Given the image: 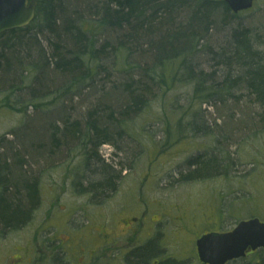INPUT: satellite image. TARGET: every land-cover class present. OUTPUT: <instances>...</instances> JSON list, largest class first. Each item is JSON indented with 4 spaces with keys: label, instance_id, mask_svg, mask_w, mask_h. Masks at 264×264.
Masks as SVG:
<instances>
[{
    "label": "rangeland",
    "instance_id": "rangeland-1",
    "mask_svg": "<svg viewBox=\"0 0 264 264\" xmlns=\"http://www.w3.org/2000/svg\"><path fill=\"white\" fill-rule=\"evenodd\" d=\"M183 15L187 16L184 12ZM236 15L234 18H217V22L233 23L230 28L238 23L251 24L264 53V0H256L251 8ZM140 27L145 29L143 24ZM230 28L224 26L218 32L213 31L212 36L191 55L204 57L211 56L212 51L218 53L216 51L229 39ZM224 30L222 34L220 31ZM106 39L116 46L112 37ZM111 45L106 49L110 51ZM133 45L130 54L133 53L128 57V62H132L130 66L118 57L116 66L120 71L112 69L110 77L99 69L90 71L93 78L89 84H81L78 90L63 94L60 99L41 98L37 101L41 104L37 110L26 101L31 97L27 89L15 90L6 100V86L9 84L0 83V153H6V162L12 166L13 154H20L23 160L21 169L29 170L26 174L32 176L34 188L38 187L39 200H36L41 202L35 211L36 218L31 217L24 225L4 228L0 222V264H22L21 256L29 260L28 264H38L35 259L31 260L33 255L30 256L25 249L29 237L44 221L42 213L51 203L55 212L72 202L81 204L86 201L82 196L71 194V188L70 191L67 189L65 174L70 172L69 165L82 168L89 163L95 165L92 166L95 171L99 167L110 171L111 188H106L105 208L98 212L99 198H89L87 210H84L88 219L82 220V227L88 228L106 220L107 232L117 237L115 245L107 250V259H111L112 264L120 259L119 264H159L162 260H170L173 264H201L195 249V240L200 235L208 231L232 230L240 220L251 217L264 222V126L258 119L253 123H242L243 113L239 112L245 114L255 112V109L243 100L236 98L234 101L230 91L221 97L217 94L219 97L212 95L206 99L222 100L215 107L217 109L192 98L193 81L187 74L180 83L174 80L166 87L152 86L144 108L126 113L129 119L119 121L124 135L121 140L99 146L94 151L96 157L95 154L90 157L88 148L86 151L81 146L85 143L83 133L80 139L71 138L67 144L59 143L56 148L48 144L44 130L54 122H60L62 127L59 115L66 113L64 119L68 123L76 122L80 127L84 123V130L87 122L83 120L90 113L94 115L103 110L104 105L113 103L111 95L114 91L111 90L122 86L123 82L141 79L143 73L133 61H137L140 67L145 66L150 62L146 51L149 49L142 41L137 49ZM100 59L104 66L113 64L111 58ZM193 61L192 70L196 72L206 69L210 63L198 56ZM131 66L136 68H129ZM46 69L41 70V77L52 73ZM105 93L110 94V98ZM37 112L48 118L29 119ZM227 112L232 118L230 125L222 124L224 118L217 117H224ZM244 120L249 121L248 118ZM49 150L52 151L48 154ZM40 153L41 157L37 155ZM208 158L217 162L216 167L198 174L199 164ZM95 159L97 162H93ZM15 169L20 170L19 167ZM39 169L40 172L35 171ZM57 177L58 181L51 183ZM50 195L53 199L46 203ZM73 208L78 207L73 205ZM141 213L144 218L139 217ZM131 217L138 219L129 223ZM75 220L79 221L78 216ZM122 247L126 251L121 255L119 249ZM142 248L150 249L146 263L138 261V250ZM14 258L18 260L16 263H13ZM261 259H264V248L228 264H257Z\"/></svg>",
    "mask_w": 264,
    "mask_h": 264
},
{
    "label": "trees",
    "instance_id": "trees-1",
    "mask_svg": "<svg viewBox=\"0 0 264 264\" xmlns=\"http://www.w3.org/2000/svg\"><path fill=\"white\" fill-rule=\"evenodd\" d=\"M183 12L187 14L186 17ZM235 16L237 15L230 11L224 0H38L35 17L29 25L0 35V83L5 86L9 84L6 86V100H9L15 90L27 89L31 97L26 101L37 110L41 105L37 102L39 99H60L63 94L78 90L77 87L81 84H89L93 78L90 71H103L101 57H119L130 66L132 62H128V57L133 53L130 54L132 43L134 49L140 46L141 41L146 43L150 62L140 67L137 61H133L146 80L141 75L143 82L141 79L137 82L131 80L111 90L110 92L114 91V95H111L113 103L103 104V110L94 115L90 113L83 120L87 122L84 130V123L81 127L76 122L68 123L64 119L66 113L59 115L62 127L60 122H54L44 130L52 148L58 147L62 142L67 144L71 138L80 139L83 133L85 143L81 146L86 151L88 148L92 157L100 144L112 145L113 141L121 140L124 135L119 128V121L129 119L126 113L138 112L144 108L152 86L166 87L168 82L172 83L174 80L180 83L187 74L193 81L192 98L200 99L201 103L206 104L215 101L216 99H206L219 94V89L215 85L202 87L200 84L202 75L212 74L201 71L202 69L198 72L192 70L194 64L189 56L199 50L197 48L200 44L195 40L191 41V37L200 32L207 41L212 36L210 30L218 32L220 27L230 28L233 24L218 23L217 18ZM142 24L145 29H141ZM229 31L227 48H221L220 54L227 57L228 61L232 59L238 62V67L246 68L247 79L244 85L249 91L246 102L255 109V112L245 114L244 111L239 112L249 120L242 123H253L258 119L264 126V53L255 49V45L260 42L259 37L251 38L239 27H232ZM220 32L223 34L225 30ZM138 33L140 35L137 36ZM96 37L99 39L96 46L87 43V40L89 42ZM105 37L116 40V46L109 44ZM109 45L110 51L106 49ZM42 69L52 73L41 77ZM114 70L120 71L117 66ZM56 78L60 80L59 84V80L55 81ZM108 97L110 98V94ZM25 107L26 105L24 109ZM41 116L47 117L37 112L29 119L42 118ZM248 116H251L250 119ZM37 155L41 157L42 153ZM96 159L93 162H97ZM12 160L13 166L6 162V153H0V185L3 188L0 193V222L4 228L22 224L28 215L27 209L36 200L32 176H27L26 172L29 170L21 169L22 157L19 153H14ZM199 165V171H208L213 170L217 162L208 158ZM14 167H19L20 170ZM99 168L98 171L90 168L91 188H110V171ZM149 250H138L140 263H146ZM159 264L173 263L169 260ZM257 264H264V259Z\"/></svg>",
    "mask_w": 264,
    "mask_h": 264
},
{
    "label": "flooded vegetation",
    "instance_id": "flooded-vegetation-1",
    "mask_svg": "<svg viewBox=\"0 0 264 264\" xmlns=\"http://www.w3.org/2000/svg\"><path fill=\"white\" fill-rule=\"evenodd\" d=\"M78 166L79 165H69L70 172L65 174L68 178L67 189L70 191L71 188V194L75 195L76 193L77 196H82L87 202L83 201L81 204L72 202L70 206H68L69 208L66 206L55 212L52 209L53 204L51 203L47 211L42 213L44 221L39 223L38 226L40 227L29 237L25 249L28 253H31L30 256L33 255L31 260L35 259L38 264H112L111 259H107V250L115 245L117 237L107 232L106 220L102 219L88 228L85 226L82 227V220L87 219V214L84 210H87L90 194L92 198L96 196L99 198L98 212H100L105 208V202H103V200L106 199L107 189L105 187H101L98 190H93L91 188L90 168H92L93 165H84L82 168H78ZM35 171L40 172L41 170ZM103 175L105 177L104 171ZM103 175L101 176L103 177ZM40 176L41 175H39V177ZM62 176L63 175L60 177ZM58 179L59 177L54 179L51 183H56ZM65 183L66 182L63 184ZM0 188V193H2L3 188L1 185ZM54 189L56 190L58 188ZM35 198L39 200V190L37 186L35 187ZM52 199L53 196L50 195L46 203H50ZM56 199L58 200L59 197L57 196ZM39 202L40 201L37 202V200H35V202L29 206L27 209L28 218L26 217L20 225H24V222L30 220L31 217L32 219L36 218L35 211L38 208L37 205ZM73 205L78 208L74 209ZM76 216H78L80 222L75 220ZM99 217L103 218L100 214ZM139 217L144 218V215L141 214ZM137 219L138 218L131 217L129 218V223L130 220L136 221ZM40 230L41 233L39 235L38 233ZM125 247L119 249L121 250V255L126 251ZM249 254L252 253L250 252ZM22 257V264H28L29 260H24V256L20 258ZM120 260L113 264H119ZM16 261L18 260L14 258L13 263H16ZM161 262L163 263V261Z\"/></svg>",
    "mask_w": 264,
    "mask_h": 264
},
{
    "label": "water",
    "instance_id": "water-1",
    "mask_svg": "<svg viewBox=\"0 0 264 264\" xmlns=\"http://www.w3.org/2000/svg\"><path fill=\"white\" fill-rule=\"evenodd\" d=\"M255 0H224L233 13L248 9ZM37 0H0V34L28 25L35 16ZM264 247V223L258 218L240 221L229 232H210L196 240L203 263L225 264L242 258L249 250Z\"/></svg>",
    "mask_w": 264,
    "mask_h": 264
},
{
    "label": "bare ground",
    "instance_id": "bare-ground-1",
    "mask_svg": "<svg viewBox=\"0 0 264 264\" xmlns=\"http://www.w3.org/2000/svg\"><path fill=\"white\" fill-rule=\"evenodd\" d=\"M236 27H239L241 29H243V31L250 35L251 38H255L256 33L255 31L251 28V24H236ZM213 31H215L214 29L210 30L211 33H213ZM203 33L198 32L197 34H194L191 37V41L195 40L197 43L201 44L203 43L206 39L202 37ZM202 37V38H201ZM91 41V42H90ZM99 42V39H93V40H87V43H91V45L96 46ZM262 44H258L255 45V49H259L261 51V49L259 47H261ZM221 48H227L226 45L220 47L215 53L214 51L211 52V56H204L203 55H190L189 57H192L193 59L196 58V56H198L199 58H202L205 61L210 62L208 64V66H206V69H203L201 71H207L208 73H211L212 75H208V74H204L201 77V86H207L209 84L211 85H215L218 89H219V94H225L228 93V91H230V93L232 94L231 97L232 99L235 101V99L237 98L238 100H243L245 103H249L246 102L248 101L247 99L249 98V91H247L245 89V81L247 79V76H245V71L246 68H240L238 67L239 63L236 62L235 60H229L227 59V57H223L220 54V49ZM262 52V51H261ZM201 54V53H200ZM264 55V54H263ZM105 58H111L113 61V64L109 65V66H104L103 63L101 62L102 66H103V73L105 75H107L108 77H110V73L113 71L112 69H114V67H116L117 65V58L115 56L112 55H108ZM193 59H191L192 64H194ZM25 63V62H24ZM110 80V79H109ZM236 95V97H235ZM220 103H222V101H220L219 99L210 102L209 104L213 106V108H215L217 105H219ZM217 109V108H215ZM204 115H202L203 118ZM211 117V115H209ZM208 116H206L207 118ZM219 118H224V121L222 120V124L226 125H230V123L232 122V118L229 115V112L224 113V117L221 116H217ZM212 118V117H211ZM218 118V119H219ZM246 117L242 116L243 122L245 121ZM213 120L216 118H212ZM221 121V119H220ZM234 124V123H233ZM244 124V123H243ZM220 134V132H219ZM218 139V136H217ZM219 140V139H218ZM103 144V143H102ZM100 144V145H102ZM99 145V146H100ZM120 149V147H119ZM200 170V167H199ZM198 170V174L199 172L202 173V171ZM205 174V173H202Z\"/></svg>",
    "mask_w": 264,
    "mask_h": 264
}]
</instances>
